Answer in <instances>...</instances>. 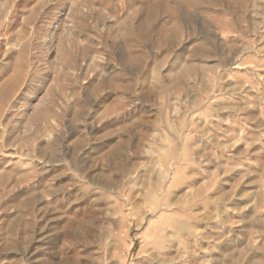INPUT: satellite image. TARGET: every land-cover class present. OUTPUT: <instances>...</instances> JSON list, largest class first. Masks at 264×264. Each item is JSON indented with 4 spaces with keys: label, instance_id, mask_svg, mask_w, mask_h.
<instances>
[{
    "label": "rangeland",
    "instance_id": "374dc122",
    "mask_svg": "<svg viewBox=\"0 0 264 264\" xmlns=\"http://www.w3.org/2000/svg\"><path fill=\"white\" fill-rule=\"evenodd\" d=\"M0 264H264V0H0Z\"/></svg>",
    "mask_w": 264,
    "mask_h": 264
}]
</instances>
